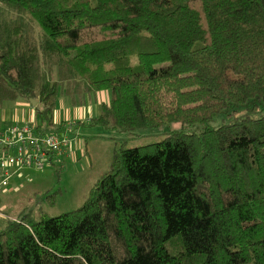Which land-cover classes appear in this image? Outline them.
I'll list each match as a JSON object with an SVG mask.
<instances>
[{"label": "trees", "instance_id": "trees-1", "mask_svg": "<svg viewBox=\"0 0 264 264\" xmlns=\"http://www.w3.org/2000/svg\"><path fill=\"white\" fill-rule=\"evenodd\" d=\"M0 5V109L34 100L37 136L104 92L88 127H203L115 147L74 211L6 220L0 264H264V0ZM236 108L262 115L210 128Z\"/></svg>", "mask_w": 264, "mask_h": 264}, {"label": "rangeland", "instance_id": "rangeland-1", "mask_svg": "<svg viewBox=\"0 0 264 264\" xmlns=\"http://www.w3.org/2000/svg\"><path fill=\"white\" fill-rule=\"evenodd\" d=\"M1 7V5H0ZM108 94V92H105ZM104 94V93H103ZM109 95V94H108ZM99 94L95 97H86V105H71L69 99L60 96L58 99L57 111L62 107L63 121H73L77 113L78 122H81L80 112L83 110L89 114L90 107L94 108L91 100L101 98ZM98 105V103H96ZM36 107V106H35ZM100 111V106L98 105ZM70 116H68V111ZM61 111V110H60ZM261 112H251L236 108L234 113L228 117L220 115L214 119L209 125L210 128L232 122L245 116L251 118H259ZM5 127L0 123V127ZM203 129L200 125L192 127H181L179 124L163 126L158 129H144L136 131H109L102 127H86L84 130L79 126L72 132L61 133L60 137L66 138L72 156L69 161L56 159L54 156L53 162L44 161V168L36 170L34 168H24L15 177V188L6 195H0V200L3 204L0 205V210L8 209L9 219L15 220L21 215L28 214L30 220L38 221L41 214L48 217H55L70 211L78 209L87 199L88 191L91 186L107 172L110 166V158L112 157L113 149L118 146L125 148L141 147L149 144L159 143L165 139L171 132L185 131L187 133H199ZM104 132V133H101ZM103 134H106L104 137ZM110 134V135H109ZM103 137V138H102ZM111 137L112 139H110ZM79 146L75 147V142ZM81 151L87 152V156L81 154ZM78 153L79 155L77 156ZM53 195L54 202L50 205L47 196ZM5 207V208H4ZM6 221V220H5ZM6 222L0 223V229L5 227Z\"/></svg>", "mask_w": 264, "mask_h": 264}, {"label": "built area", "instance_id": "built-area-1", "mask_svg": "<svg viewBox=\"0 0 264 264\" xmlns=\"http://www.w3.org/2000/svg\"><path fill=\"white\" fill-rule=\"evenodd\" d=\"M67 146L66 138L53 133L39 137L30 125L0 127V193L9 188L15 168L42 170L44 161Z\"/></svg>", "mask_w": 264, "mask_h": 264}, {"label": "crops", "instance_id": "crops-1", "mask_svg": "<svg viewBox=\"0 0 264 264\" xmlns=\"http://www.w3.org/2000/svg\"><path fill=\"white\" fill-rule=\"evenodd\" d=\"M99 96L101 98H99L96 100V98H94L93 100H91V103H93L94 108L90 107L89 110V114L85 111H81L80 112V118H81V122H78L77 119V113L75 116V120L73 121H63L62 118V110L64 107V103H66V101H62V107L60 108L59 111H57L58 114H56V118L54 115L53 118V122L55 124V127L53 130L49 131V132H59V134H63V133H69L72 132L75 128L77 127H81L82 130H84L87 127L88 122L90 121V119L95 118L99 115L100 111L98 109V105L101 106L102 104H108L109 103V95L106 94L104 92L100 93ZM98 96V97H99ZM69 103V102H68ZM98 103V105L96 104ZM83 105H86L83 104ZM82 106V105H81ZM70 110L68 111V116H70ZM56 113V112H54ZM0 123L2 125H5V127H1V128H7L9 126L12 125H35L36 124V117H35V112H34V107L30 104L29 101H24L21 99H18L16 101L13 102H7L4 104V106L0 109ZM104 133V132H101ZM104 137L106 136V134H103ZM110 135V134H109ZM107 137V136H106ZM103 138V137H102ZM110 139H112L111 137H109ZM77 141L75 142V147L79 146V144H77ZM77 156L79 155L78 153H76ZM82 156L85 155L89 158L90 160V156L87 152L81 151ZM56 157V159H63L64 161H69V158L72 156V149L70 148V145L68 144V146L64 149V151L60 154L57 155H51L47 161H49V163L53 162V157ZM112 158V157H111ZM111 158L110 161L111 162ZM15 173L10 181V185L9 188L6 189L5 191L1 192L0 195H6L8 194L7 192L13 190L15 188V181H17V177H15L20 171H22V169L19 168H15ZM3 204V202L0 200V205ZM5 208V207H4ZM9 216H8V209L5 208L4 210H0V223L4 222L5 220H9Z\"/></svg>", "mask_w": 264, "mask_h": 264}, {"label": "water", "instance_id": "water-1", "mask_svg": "<svg viewBox=\"0 0 264 264\" xmlns=\"http://www.w3.org/2000/svg\"><path fill=\"white\" fill-rule=\"evenodd\" d=\"M30 104L35 107L37 105V103L34 100H29Z\"/></svg>", "mask_w": 264, "mask_h": 264}]
</instances>
